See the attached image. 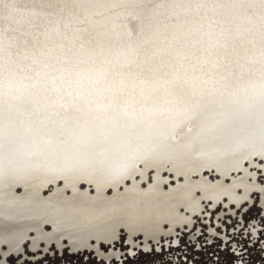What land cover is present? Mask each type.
Returning a JSON list of instances; mask_svg holds the SVG:
<instances>
[{
    "label": "rangeland",
    "instance_id": "374dc122",
    "mask_svg": "<svg viewBox=\"0 0 264 264\" xmlns=\"http://www.w3.org/2000/svg\"><path fill=\"white\" fill-rule=\"evenodd\" d=\"M19 1L0 0V16L13 6L26 20ZM170 1L112 0L124 14L115 24L132 37L128 12ZM213 24L143 60L106 35L103 56L83 19L74 35L95 61L80 77L2 73L0 264H264V22L244 34ZM69 27L41 31L34 63L57 33L70 44ZM130 168L142 206L86 216L92 186L81 180ZM121 227L131 230L122 236Z\"/></svg>",
    "mask_w": 264,
    "mask_h": 264
},
{
    "label": "bare ground",
    "instance_id": "6f19581e",
    "mask_svg": "<svg viewBox=\"0 0 264 264\" xmlns=\"http://www.w3.org/2000/svg\"><path fill=\"white\" fill-rule=\"evenodd\" d=\"M127 1L130 2L128 5L133 6L135 5L133 2L138 0ZM141 1L151 2L152 0ZM19 2L22 3H19V6H23L27 13L26 20L19 13V16H16L17 11L14 14L13 11L17 7L10 6L6 11H1L0 79H2V73L8 75L9 79L17 75L21 76L20 72L26 68L33 69V73L42 68L48 75L57 72L59 75L70 74L80 77L95 61L91 49L86 46L83 34L74 35L83 19L88 22L93 42L99 47L103 56L109 57V53L103 50L108 44L106 35L114 42L126 46L131 44L134 49L138 48V57L143 60L156 55L158 51L172 52L183 31L191 32L204 26L214 28V22H223L226 25L235 24V33L244 34L251 32L249 25L252 26L256 21L264 22V0H175L125 13L128 16L136 17L137 23V29L134 30L133 36L126 37L115 24L124 14L117 10L119 5L113 6L112 0H21ZM116 3L118 4V2ZM10 5L12 4L10 3ZM65 23H70V27L66 31L70 35V44L66 45L61 33H57L52 37L48 58L44 61L40 60L38 64L34 63V58L41 46L39 40L41 31L57 24L63 27ZM159 33L164 34L163 44L157 39ZM206 37L210 47L215 50L218 49L219 44H222L212 33L207 34ZM8 59L10 63L6 67L3 64H6ZM37 65L39 68H35ZM1 94L2 87L0 85ZM196 173L197 171L192 170L190 177L195 178ZM134 174L130 168L127 174L119 178L82 179L81 183L88 182L92 186L87 196H90L93 202L89 206L86 216L102 221L111 218L112 212L123 210L132 204H143L146 197H133L131 195L133 187L127 186V180ZM181 175L184 176V174ZM105 177L103 176V178ZM142 183L139 186H142ZM160 186L161 184L158 182L154 183L150 187V192L146 194H152L153 189ZM199 190L197 189L195 192ZM141 214L144 215V212ZM138 216L140 218L138 220L143 219V216ZM132 218L134 217L129 219ZM130 230L129 227H121L118 232L123 236ZM139 236V234L136 235V238ZM96 242L99 248L104 249L115 243L114 241Z\"/></svg>",
    "mask_w": 264,
    "mask_h": 264
}]
</instances>
